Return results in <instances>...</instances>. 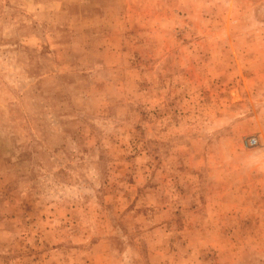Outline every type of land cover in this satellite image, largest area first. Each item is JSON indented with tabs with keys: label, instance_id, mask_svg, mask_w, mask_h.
<instances>
[{
	"label": "rangeland",
	"instance_id": "obj_1",
	"mask_svg": "<svg viewBox=\"0 0 264 264\" xmlns=\"http://www.w3.org/2000/svg\"><path fill=\"white\" fill-rule=\"evenodd\" d=\"M0 264H264V0H0Z\"/></svg>",
	"mask_w": 264,
	"mask_h": 264
}]
</instances>
